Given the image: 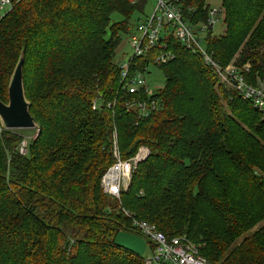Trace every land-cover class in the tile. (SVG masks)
Returning <instances> with one entry per match:
<instances>
[{
	"label": "trees",
	"instance_id": "obj_1",
	"mask_svg": "<svg viewBox=\"0 0 264 264\" xmlns=\"http://www.w3.org/2000/svg\"><path fill=\"white\" fill-rule=\"evenodd\" d=\"M178 2L196 9L193 22L206 19L205 0ZM221 2L224 33L205 46L226 67L242 44L264 42V0ZM143 5L11 0L0 17V101H8L23 52L36 124L26 155L18 153L19 130L0 124V264H142L143 256L114 245L118 232L141 236L132 219L186 238L210 264H264V123L253 118L264 122L262 114L174 40V57L159 67L160 107L143 119L127 112L131 95L120 91L113 58ZM113 13L121 20L112 22ZM240 59L251 62L246 78L264 81V54ZM114 130L122 159L140 146L150 151L116 199L100 187L115 161Z\"/></svg>",
	"mask_w": 264,
	"mask_h": 264
},
{
	"label": "built area",
	"instance_id": "obj_2",
	"mask_svg": "<svg viewBox=\"0 0 264 264\" xmlns=\"http://www.w3.org/2000/svg\"><path fill=\"white\" fill-rule=\"evenodd\" d=\"M139 1L135 0V2ZM147 1L149 0H144V4ZM152 2L154 6L151 12L140 19L128 33L130 55L117 62L120 91L131 95L123 105L126 111L135 110L138 119H143L160 107L159 99L154 96L157 90L152 91L148 88L145 76L149 74L150 67H160L174 57L169 46L170 40H174L201 57L202 61L213 69L220 84L236 92L244 101H249L264 117V81L249 82L243 74L248 68L239 69L234 65L221 66L217 61H213L205 46L206 39L210 35L213 36L211 30L214 25L223 17V8L209 7L205 20L193 22L197 11L191 6L182 5L178 0H152ZM11 8V0H1L0 17ZM154 50H157L156 54L149 58ZM141 57L148 58L147 64L138 67L134 60ZM95 102L93 101L92 104L93 110H96ZM26 150L27 141H23L18 147V153L26 155ZM136 151L128 159H122L116 141L114 142L112 152L115 161L107 168L100 180L104 194L116 199L120 198V193L128 188L130 177L137 169V165L150 154L145 146L138 147ZM131 225L145 241L142 264H210L199 256L194 246L182 236L168 238L155 226L135 219L131 220ZM147 250L148 255L145 257Z\"/></svg>",
	"mask_w": 264,
	"mask_h": 264
},
{
	"label": "rangeland",
	"instance_id": "obj_3",
	"mask_svg": "<svg viewBox=\"0 0 264 264\" xmlns=\"http://www.w3.org/2000/svg\"><path fill=\"white\" fill-rule=\"evenodd\" d=\"M205 2H206V6H209L211 9L221 7V4H222L221 0H205ZM153 6H154V4H153L152 0H149L143 5L142 11H140V12L135 11L132 14V16L130 18L131 19L130 23L132 25V28L140 21V19H142L145 15L147 16L151 12V9ZM110 19H112V22H118L121 20L120 16L116 13H113L111 15ZM223 21H224V15L222 18H220L218 23H216L214 25V28L211 30L213 37L223 35L224 28H225ZM204 37L206 38L207 35H205ZM128 38H129V34L121 35V38H120L121 42L118 45V47L116 48L117 51H116V54L113 58V60L116 64L118 61L126 58L131 53V49L129 48L128 43H127ZM257 52L260 56L262 54H264V42L263 41L259 42V46H257V47L248 46V45H245V43H244V44H242L240 49L231 57L227 66L234 65L240 69L248 68V71H249L250 68H252L250 60H241L240 57L242 56V59H244L249 54H257ZM240 63H243V64H240ZM249 73L247 74V80L251 83H254L252 80V76L250 77ZM145 77H146L147 86L150 90L155 91L159 88H163L164 77H163V73L161 72L159 67H157V66L156 67H150L149 68V74H147ZM218 84H219V81H218ZM5 102H6L5 104L8 103V101H5ZM244 113H245V115L247 114V116H249V117L255 115L251 110H248V109L244 110ZM253 118L256 120V124H258V125H261L262 123H264V122H260L259 118L256 115ZM261 119L264 120V117L261 116ZM242 127L244 128V125H242ZM35 135H36V132L34 130H27V129L26 130H19V136L21 137V139H23V141H27V140L30 141L35 137ZM112 137H113V144H114V141H116V139H117L115 130L112 134ZM107 200L109 202H115V201H112L110 199H107ZM254 229H256V227ZM254 229H252V230H254ZM195 250L197 252V249H195ZM198 254H199V252H198ZM147 255H148V250L145 253V257ZM199 256H201V255L199 254Z\"/></svg>",
	"mask_w": 264,
	"mask_h": 264
},
{
	"label": "water",
	"instance_id": "obj_4",
	"mask_svg": "<svg viewBox=\"0 0 264 264\" xmlns=\"http://www.w3.org/2000/svg\"><path fill=\"white\" fill-rule=\"evenodd\" d=\"M23 52L15 65L7 88L8 103L0 101V124L6 130H33L36 128L29 113V103L23 91ZM114 245L131 254L143 256L145 241L135 234L118 232L114 238Z\"/></svg>",
	"mask_w": 264,
	"mask_h": 264
}]
</instances>
